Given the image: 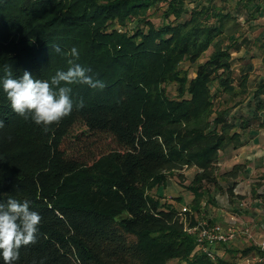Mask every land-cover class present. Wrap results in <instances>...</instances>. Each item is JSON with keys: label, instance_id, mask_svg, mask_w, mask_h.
Wrapping results in <instances>:
<instances>
[{"label": "trees", "instance_id": "obj_1", "mask_svg": "<svg viewBox=\"0 0 264 264\" xmlns=\"http://www.w3.org/2000/svg\"><path fill=\"white\" fill-rule=\"evenodd\" d=\"M263 15L264 0H0V81L6 67L48 78L76 47L106 85L73 86L84 106L48 132L13 112L0 85V202L27 200L42 216L16 264H233L199 249L182 210L150 190L197 167L188 188L200 211L208 185L220 184L221 151L244 145L252 122L264 127V79L252 93L232 55L251 54V42L264 53V24L248 34ZM185 61L198 62L195 76Z\"/></svg>", "mask_w": 264, "mask_h": 264}, {"label": "crops", "instance_id": "obj_2", "mask_svg": "<svg viewBox=\"0 0 264 264\" xmlns=\"http://www.w3.org/2000/svg\"><path fill=\"white\" fill-rule=\"evenodd\" d=\"M263 21L264 15L255 20L257 27L264 24ZM251 52L252 54L248 55L245 48L236 51L240 55L236 60L237 67L235 69L237 72L245 71L250 73V89L253 93L261 79H264V53L256 50ZM243 109L247 110V107H243ZM242 139L245 142L244 145L238 148L229 146L221 151L216 169L220 184L219 186L208 185L205 198L197 206L200 211L195 210L194 193L191 189L186 188V185L188 186L191 183L195 173L198 171L197 167H185L182 172L186 177L184 189L190 192L189 201L182 199V201L176 202L168 199V202L175 205L179 210L184 206L188 207V211L196 216L197 222L206 219L210 223L215 221L225 226L235 224L244 226L252 222L248 227L251 229V238H255L262 235L264 230V127H258L256 121L252 122L243 132ZM236 164L244 165L238 175L236 177L225 175ZM229 181L237 182L234 188V196H230L228 192ZM176 184L177 181L170 174L166 184L168 185L167 187L172 191L176 189ZM178 191L180 190L178 189ZM247 201H252L251 206H247ZM238 204L242 209H237L236 205ZM259 218L261 223L257 222ZM255 229L258 230L256 234L254 232ZM259 233L261 234L259 235ZM239 234L238 238L234 240L235 244L250 243L251 238L246 233L240 232ZM255 242L259 247L260 242L257 243V240ZM259 250H253L250 254L242 255L241 264H247L246 257H252ZM219 253L225 254L223 251H219ZM251 264L256 263L251 260Z\"/></svg>", "mask_w": 264, "mask_h": 264}, {"label": "clouds", "instance_id": "obj_3", "mask_svg": "<svg viewBox=\"0 0 264 264\" xmlns=\"http://www.w3.org/2000/svg\"><path fill=\"white\" fill-rule=\"evenodd\" d=\"M68 55L67 68L57 69L48 78H34L28 71L14 78L11 70L6 67L0 81L12 111L41 126L44 132H48L53 125H59L72 113L74 107L84 106L82 101L74 104L73 86L106 87L103 81L94 79L90 74L91 68L78 62L80 53L76 47H72ZM3 126L0 121V128ZM41 220L40 213L31 210L27 200L20 202L10 197L6 202H0V257L3 264H16L19 250L37 242Z\"/></svg>", "mask_w": 264, "mask_h": 264}, {"label": "rangeland", "instance_id": "obj_4", "mask_svg": "<svg viewBox=\"0 0 264 264\" xmlns=\"http://www.w3.org/2000/svg\"><path fill=\"white\" fill-rule=\"evenodd\" d=\"M155 21V23L159 24L161 22V19L160 17H155L153 19ZM243 22V21H242ZM264 22V21H263ZM243 26L246 28L247 27V24L246 23H243ZM261 30L262 28L260 27H254V29H252L251 31L248 32L249 34V37L250 39H254L255 40V37H257L259 35V33H261ZM259 38L261 40H263V43H264V34H262V36H259ZM258 40V39H257ZM249 46V53L252 54L251 50H257V46L254 42H251L248 44ZM246 45V48L248 47ZM257 48V49H256ZM213 50V47H210L209 50H207L203 56L200 58V62H202L203 60H205L212 52ZM258 52V51H257ZM251 54H248V55H251ZM232 55L234 57V68H236V60L238 59L239 55L238 53H236V51H233L232 52ZM245 59V58H244ZM198 62L194 63V64H191L189 61H185L183 63V66L185 68H190V76H195L196 75V72L195 71V68H196V64ZM237 73V71H236ZM168 90L173 94V95H176V85L175 84H171V85H168ZM184 169V168H183ZM183 169L179 170L178 172H175V173H172L171 174V177L174 178L176 181H177V184H176V189L175 190H169V188L167 187L168 185H163V186H160V187H155L153 190H150V192L154 195H157L159 197L162 198L163 201H168V199H172L174 201H182L185 200V201H189V195H190V192H187L184 188H185V181H186V177L184 175L183 172ZM176 177V178H175ZM179 183V184H178ZM179 185V186H178ZM186 188H188V186L186 185ZM178 189L180 191H178ZM208 189V187H207ZM252 202V201H251ZM251 202L250 201H247V206H251ZM237 209H242L241 206L236 205ZM182 210V209H180ZM182 217L186 216V214H181ZM212 222H215V221H212ZM259 223H261V219L259 218L258 221ZM252 224V222L249 223V225ZM248 224L246 226H249ZM256 231L258 230H254L255 234H256ZM259 232L262 233L261 230H259ZM259 233V235L261 234ZM263 234H264V230H263V233L262 235L260 236H257L255 238H251L250 239V243H246V244H235L234 243V240L236 238H238V236L240 234L237 235V237L235 239H233L232 241H230L228 244L224 245V244H218L215 248V250H218V251H223L225 253V257L228 258L229 260H231L233 262V264H241V257H242V252H243V249H246L248 248L249 246L251 245H256V240H257V243L258 242H261V240L263 239ZM250 254V253H249ZM168 264H184L183 261L177 259V258H174V259H171L169 260Z\"/></svg>", "mask_w": 264, "mask_h": 264}, {"label": "built area", "instance_id": "obj_5", "mask_svg": "<svg viewBox=\"0 0 264 264\" xmlns=\"http://www.w3.org/2000/svg\"><path fill=\"white\" fill-rule=\"evenodd\" d=\"M187 167V166H186ZM189 210L188 207H183L182 212L185 213ZM185 229L193 234L197 241V247L207 252L213 260H215L219 254L218 250H215L218 244H228L235 239L240 232L246 233L251 238L250 227L244 225H229L225 226L220 222L210 223L208 220H199L194 225H189L187 218L184 216ZM244 227V228H243ZM260 250L257 251L252 257H246V263L251 264L253 260L256 264H264V237L259 243Z\"/></svg>", "mask_w": 264, "mask_h": 264}]
</instances>
